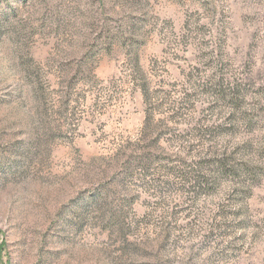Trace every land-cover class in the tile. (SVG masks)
<instances>
[{
    "label": "rangeland",
    "instance_id": "rangeland-1",
    "mask_svg": "<svg viewBox=\"0 0 264 264\" xmlns=\"http://www.w3.org/2000/svg\"><path fill=\"white\" fill-rule=\"evenodd\" d=\"M0 264H264V0H0Z\"/></svg>",
    "mask_w": 264,
    "mask_h": 264
},
{
    "label": "trees",
    "instance_id": "trees-1",
    "mask_svg": "<svg viewBox=\"0 0 264 264\" xmlns=\"http://www.w3.org/2000/svg\"><path fill=\"white\" fill-rule=\"evenodd\" d=\"M212 164L215 165L217 172H219L221 174H222L223 170L226 171V168L229 166V165H226L227 161H225V158L222 156L220 158L217 157V158L212 159ZM181 177L184 178L183 175ZM199 177L200 176H198V175L194 176L193 179H191L190 177H187V179H185L184 182L187 183L188 181H190V182H192V186H195V181Z\"/></svg>",
    "mask_w": 264,
    "mask_h": 264
}]
</instances>
